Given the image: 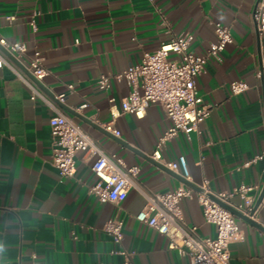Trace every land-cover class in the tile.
Returning <instances> with one entry per match:
<instances>
[{"label": "crops", "instance_id": "0c3cea01", "mask_svg": "<svg viewBox=\"0 0 264 264\" xmlns=\"http://www.w3.org/2000/svg\"><path fill=\"white\" fill-rule=\"evenodd\" d=\"M258 0H0V36L22 41L26 51L0 67V262L2 264H190L188 256L168 247V238L135 216L145 200L130 189L120 203L100 202L88 192L97 181L90 152L75 155V173L62 177L51 164L48 119L51 110L30 99L20 78L30 79L26 65L39 51L48 73L38 86L51 95L66 94L64 108L107 153L127 166H138V184L149 192L173 190L185 181L195 191L206 179L211 191L241 183L264 186V160L244 161L264 150V32L254 18ZM12 16V19H8ZM36 28L32 29L30 21ZM230 29L232 41L209 57L194 83L208 117L188 135L179 132L165 143L160 158L151 157L171 120L159 104L143 116L121 111L130 87L111 78L101 90L100 74L113 75L139 62L171 37L190 32L189 50L206 51L215 40L214 22ZM170 59H177L173 53ZM22 66V67H21ZM25 68V69H24ZM243 80L248 89L232 94L229 84ZM72 84L69 91L66 86ZM82 104L87 107L80 108ZM111 122L119 132L104 128ZM184 156L188 177L178 157ZM176 163V169L168 164ZM188 186V185H186ZM240 201L233 195L231 202ZM184 221L199 237H214L195 199L179 202ZM109 218L123 222L120 243L104 232ZM236 217L240 237L229 243L230 264H264V195L252 219ZM260 226V227H259Z\"/></svg>", "mask_w": 264, "mask_h": 264}, {"label": "built area", "instance_id": "2783aa9c", "mask_svg": "<svg viewBox=\"0 0 264 264\" xmlns=\"http://www.w3.org/2000/svg\"><path fill=\"white\" fill-rule=\"evenodd\" d=\"M153 2L154 0H148ZM12 19V16H8ZM254 18L259 34L264 32V0H258ZM30 25L35 30L34 20ZM215 40L206 51L196 54L189 50L193 38L190 32H183L171 37L152 52H143L138 63L127 66L113 75L100 74L97 87L107 90L111 78L124 81L130 87L128 93L121 99V111L129 112L137 117L144 115L146 108L153 103L159 104L165 115L171 120V125L158 138L151 154L154 160L160 158V150L167 141L179 132L188 135L198 130V124L203 122L210 113V105L203 102L195 87V77L200 74L209 57L220 60V52L226 44L232 41L230 29L221 22H214ZM0 46L10 54L19 58L26 51L22 41H7L0 36ZM264 49V46H262ZM173 53L177 59H170ZM264 62V61H263ZM10 65L0 51V67ZM33 79L41 82L48 70L42 64L39 51H34L25 66ZM30 89V99H39L51 110L48 119L52 143L51 164L62 177H72L75 173V155L78 152H90L94 156L91 170L97 181L88 187V192L100 202L120 203L130 189L136 190L145 200L143 207L135 218L168 238V247L177 249L180 254L188 256L190 264H230L229 243L240 237L236 216L221 203L231 206L241 214L253 219L256 209L254 193L260 190L257 184H244L227 191H211L208 180L204 179L195 191L189 186L180 185L165 192H149L136 181L138 166H127L115 154L107 153L65 110L66 94L64 92L48 95L44 93L34 80L18 74ZM264 81V65L260 72ZM232 94H239L248 89L243 80H234L229 84ZM66 88L71 91L72 84ZM87 107L82 104L80 108ZM107 131L118 136L119 132L111 122L104 125ZM258 160H264V150L244 161L239 167L249 166ZM182 166L184 178L188 177L184 156L178 157ZM168 168L176 169V163L168 164ZM233 195L240 201L231 202ZM182 198L195 199L202 208L205 222L215 226L214 237H199L193 225L184 221L179 202ZM123 222L117 218H109L103 224V231L108 233L113 242L118 244L122 239ZM117 252L122 256L120 264H132L131 253L125 249ZM0 264H2L0 262Z\"/></svg>", "mask_w": 264, "mask_h": 264}, {"label": "water", "instance_id": "95a60500", "mask_svg": "<svg viewBox=\"0 0 264 264\" xmlns=\"http://www.w3.org/2000/svg\"><path fill=\"white\" fill-rule=\"evenodd\" d=\"M0 50L10 59V60H12L14 63H17L18 64V62H17V60L15 59V57L12 55V54H10L8 51H6L4 48H2L1 46H0ZM22 67V66H21ZM25 69V68H24ZM28 74H29V76H30V78L32 79V80H34L33 79V77L31 76V74L28 72ZM35 81V80H34ZM36 82V84L38 85V86H40V82H37V81H35ZM66 110V109H65ZM67 112L68 113H70V114H73L72 112H70L69 110H67ZM185 184L186 185H188V186H191V187H193L192 186V184H190V183H188L187 181H185ZM263 195H264V186H263V188L261 189V191H260V193H259V195H258V197L256 198V200H255V203H254V206H253V210H255L257 207H258V205L260 204V202H261V200H262V197H263ZM224 207H226V208H228L236 217H239V218H241V219H243L244 221H246V222H248V223H250V224H253V225H255V226H258V224H256L251 218H249L248 216H245V215H243V214H241L240 212H238V211H236L234 208H232L231 206H229V205H226V204H224V203H221ZM260 227V226H259ZM261 229H264V228H261Z\"/></svg>", "mask_w": 264, "mask_h": 264}]
</instances>
